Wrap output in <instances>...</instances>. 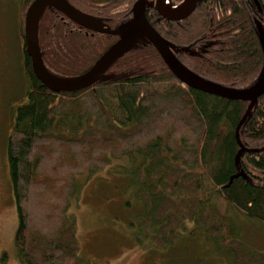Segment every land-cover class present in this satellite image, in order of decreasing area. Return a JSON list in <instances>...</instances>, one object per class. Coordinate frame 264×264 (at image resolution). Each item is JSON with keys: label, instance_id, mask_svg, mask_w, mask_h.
<instances>
[{"label": "trees", "instance_id": "trees-1", "mask_svg": "<svg viewBox=\"0 0 264 264\" xmlns=\"http://www.w3.org/2000/svg\"><path fill=\"white\" fill-rule=\"evenodd\" d=\"M21 1L29 85L16 101L5 151L19 220V261L93 264L81 255L70 214L77 182L112 161L131 159L123 172L135 171L149 244L183 254L194 247L182 243L183 235L204 231L229 264H264L263 253L230 235L229 216L220 206L224 202L264 227V95L243 124L239 143L236 130L249 103L189 88L147 40L90 88L52 92L35 77L26 53L24 18L34 0ZM67 1L114 31L143 0ZM147 1L148 20L196 76L239 90L263 77L264 0H199L179 22L160 19L154 0ZM168 1L176 7L184 0ZM38 39L46 68L62 78L87 72L118 40L93 34L50 8L40 16Z\"/></svg>", "mask_w": 264, "mask_h": 264}, {"label": "rangeland", "instance_id": "rangeland-1", "mask_svg": "<svg viewBox=\"0 0 264 264\" xmlns=\"http://www.w3.org/2000/svg\"><path fill=\"white\" fill-rule=\"evenodd\" d=\"M19 2L22 1L0 0V264H22L15 246L19 220L6 160L16 101L29 85ZM259 30L264 42L261 24ZM128 164L131 159L112 161L104 170L77 182L80 192L73 199L70 214L83 258L93 264H229L228 259L218 255L214 238L204 231L183 235V244L194 245L183 254H170L166 246L149 244V233L143 227L146 209L139 198L135 171L123 172ZM220 206L229 216L230 235H239L249 247L264 254V227L224 202Z\"/></svg>", "mask_w": 264, "mask_h": 264}, {"label": "water", "instance_id": "water-1", "mask_svg": "<svg viewBox=\"0 0 264 264\" xmlns=\"http://www.w3.org/2000/svg\"><path fill=\"white\" fill-rule=\"evenodd\" d=\"M199 0H184L179 8H173L168 0H154V9L160 19L179 22L187 19L195 11ZM257 3V2H256ZM148 1L138 2L133 8L131 20L120 25L117 30L109 31L96 17L83 13L73 7L67 0H34L27 9L24 20V39L26 53L31 59L35 77L52 92H78L90 88L99 82L113 64L128 53L140 40H147L157 50L164 63L175 77L189 88L219 98L248 102L249 107L239 122L236 130L240 143L239 132L250 116L258 100L264 95V75L260 81L248 89H234L204 80L184 67L173 53L174 46L166 41L147 18ZM259 10H261L257 3ZM50 8L56 10L77 26L93 33L107 34L117 37L112 45L87 72L73 78H62L53 75L46 68L38 39V25L42 12ZM242 147V146H241ZM244 149L242 148L240 154Z\"/></svg>", "mask_w": 264, "mask_h": 264}, {"label": "bare ground", "instance_id": "bare-ground-1", "mask_svg": "<svg viewBox=\"0 0 264 264\" xmlns=\"http://www.w3.org/2000/svg\"><path fill=\"white\" fill-rule=\"evenodd\" d=\"M94 34V33H93Z\"/></svg>", "mask_w": 264, "mask_h": 264}]
</instances>
